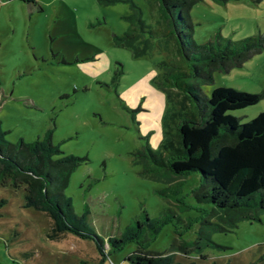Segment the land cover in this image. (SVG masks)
Segmentation results:
<instances>
[{
	"label": "rangeland",
	"instance_id": "374dc122",
	"mask_svg": "<svg viewBox=\"0 0 264 264\" xmlns=\"http://www.w3.org/2000/svg\"><path fill=\"white\" fill-rule=\"evenodd\" d=\"M190 13L198 44L217 34L233 41L264 35V0H205ZM130 29L141 31L136 44L145 54L117 43ZM171 30L161 0H0L5 140L30 143L52 130L64 154L83 158L65 191L74 212L105 241L122 238L128 226L139 233L110 254L107 243L100 251L75 235L52 238L50 218L26 207L25 189L0 185L7 202L0 264H131L140 242L185 264H264V211L260 221L215 230L219 213L194 196L198 172L158 174L139 155L147 144L160 148L170 106L164 75L185 66ZM217 87L264 93V49L202 89L210 96ZM262 111L264 96L230 113L245 123Z\"/></svg>",
	"mask_w": 264,
	"mask_h": 264
},
{
	"label": "trees",
	"instance_id": "16d2710c",
	"mask_svg": "<svg viewBox=\"0 0 264 264\" xmlns=\"http://www.w3.org/2000/svg\"><path fill=\"white\" fill-rule=\"evenodd\" d=\"M202 1L205 0H161L172 27L170 34L176 39L185 66L168 69L164 75L162 84L167 87L170 106L163 118L160 148L154 150L147 144L139 155L150 159L158 174L180 177L198 172L201 184L194 190L195 199L211 203L219 213V223L211 222V226L228 232L242 221H260L264 211V111L245 123L230 113L255 105L264 93L217 87L207 96L202 87L213 83L217 72H229L260 53L264 35L233 41L217 34L213 40L198 44L193 38L190 12ZM141 37L140 30L130 29L117 37V43L135 48L139 56L146 52L137 47ZM4 135L0 126V185L25 189L26 207L50 218V237L75 235L92 240L100 251L107 243L109 254L112 248H121L139 237L137 230L128 226L122 238L105 241L84 217L74 212L65 191L83 158L64 154L53 142L52 130L30 143L23 139L7 142ZM6 203L5 199L0 201V216ZM148 220L151 222L149 217ZM153 226L157 233L158 221ZM140 246L127 257L131 264H185L172 256L147 251L141 242Z\"/></svg>",
	"mask_w": 264,
	"mask_h": 264
},
{
	"label": "crops",
	"instance_id": "0c3cea01",
	"mask_svg": "<svg viewBox=\"0 0 264 264\" xmlns=\"http://www.w3.org/2000/svg\"><path fill=\"white\" fill-rule=\"evenodd\" d=\"M67 237V236H66Z\"/></svg>",
	"mask_w": 264,
	"mask_h": 264
}]
</instances>
